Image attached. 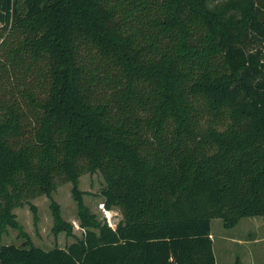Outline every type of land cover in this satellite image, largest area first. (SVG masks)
Returning a JSON list of instances; mask_svg holds the SVG:
<instances>
[{"label": "trees", "instance_id": "trees-1", "mask_svg": "<svg viewBox=\"0 0 264 264\" xmlns=\"http://www.w3.org/2000/svg\"><path fill=\"white\" fill-rule=\"evenodd\" d=\"M0 23V223L72 183L84 228L53 203L75 240L0 264H218L212 219L264 218V0H0Z\"/></svg>", "mask_w": 264, "mask_h": 264}, {"label": "rangeland", "instance_id": "rangeland-1", "mask_svg": "<svg viewBox=\"0 0 264 264\" xmlns=\"http://www.w3.org/2000/svg\"><path fill=\"white\" fill-rule=\"evenodd\" d=\"M105 187L100 173L85 174L79 179L84 204L98 221H106L113 228L122 219L117 209L108 210L103 205L101 192ZM72 183L60 185L51 196H40L33 200L36 214L30 207H20L16 214L17 226L0 223V246L2 244L22 245L30 243L44 249L54 246L67 247L80 237L84 228L80 226L76 201L72 195ZM60 206L62 218L73 225L75 236L53 231L52 204ZM213 249L218 264H264V218L260 215L243 217L231 226L225 227L220 218L211 221Z\"/></svg>", "mask_w": 264, "mask_h": 264}, {"label": "built area", "instance_id": "built-area-1", "mask_svg": "<svg viewBox=\"0 0 264 264\" xmlns=\"http://www.w3.org/2000/svg\"><path fill=\"white\" fill-rule=\"evenodd\" d=\"M1 27H2V24L0 23V29H1ZM0 40H1V37H0Z\"/></svg>", "mask_w": 264, "mask_h": 264}]
</instances>
